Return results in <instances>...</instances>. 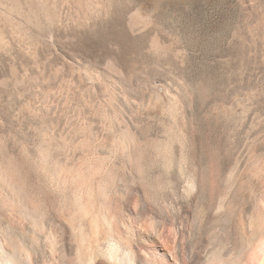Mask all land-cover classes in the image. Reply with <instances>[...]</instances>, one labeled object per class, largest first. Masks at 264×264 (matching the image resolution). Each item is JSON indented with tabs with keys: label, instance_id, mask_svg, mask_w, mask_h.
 Masks as SVG:
<instances>
[{
	"label": "rangeland",
	"instance_id": "374dc122",
	"mask_svg": "<svg viewBox=\"0 0 264 264\" xmlns=\"http://www.w3.org/2000/svg\"><path fill=\"white\" fill-rule=\"evenodd\" d=\"M106 209L264 264V0H0V233Z\"/></svg>",
	"mask_w": 264,
	"mask_h": 264
},
{
	"label": "bare ground",
	"instance_id": "6f19581e",
	"mask_svg": "<svg viewBox=\"0 0 264 264\" xmlns=\"http://www.w3.org/2000/svg\"><path fill=\"white\" fill-rule=\"evenodd\" d=\"M24 207L23 210L26 209L27 206ZM30 211L28 209L26 210V212ZM102 211H99V213L102 215V223L106 226L105 228H107L106 235L108 237L106 238L110 241L109 246H103L100 242L95 240L97 238L94 239L91 232H87L84 226L85 224L82 222L85 217V213L83 212L84 216L78 224L74 223V220L72 221V219L75 218L72 217V215L70 216L72 219L65 224H61L57 227H53L50 224L51 226H48L49 235L45 242L37 241L38 238L35 240V235L37 234L33 227L32 229L35 234L31 233L32 230L30 228V230H28L30 232L27 234L15 229L3 230L4 232L2 234L0 233L2 235L0 238V264H109V261L115 262V264L127 261L128 264H131L132 259H135L136 264L248 263L246 260L248 257L245 255V258L242 254V252H244L243 247L242 251H239L236 257L235 252L237 249L235 245L233 246V244H236L235 237H228L229 241H226L228 243L225 249L223 248V251L219 252L215 249L209 253L210 255L206 261H203V253H208V250L203 251L201 244L195 243L196 245L194 244V246L189 247L186 245L185 241H177L178 235L179 237L185 238L187 232V228L185 229L183 227L184 224L180 216L173 218V216L159 215L157 219H154L151 216L144 217L142 213H140V218L130 222H121L120 228L114 230L112 224L117 214H111L107 209L104 210V212ZM26 212H24L25 215ZM151 213L157 215L155 210H152ZM34 214L35 213L31 211L30 215ZM79 214H81V212ZM79 214H74L73 216L78 217ZM69 215L70 213L68 216ZM117 216L119 217V214ZM173 233L176 236L174 239ZM254 235H256V233L252 235V237H254L253 240L255 239ZM41 238L39 237V239ZM251 241L252 240H250V243H253ZM250 246H252V244ZM125 249H131L134 252V257L129 255ZM259 252L260 251L255 250L252 253L251 258L254 262H257L259 259ZM205 255L207 256V254Z\"/></svg>",
	"mask_w": 264,
	"mask_h": 264
},
{
	"label": "clouds",
	"instance_id": "9594fccd",
	"mask_svg": "<svg viewBox=\"0 0 264 264\" xmlns=\"http://www.w3.org/2000/svg\"><path fill=\"white\" fill-rule=\"evenodd\" d=\"M125 251L128 252L129 255L134 257V252L131 249H125ZM109 264H115V262L109 261ZM120 264H128V262L127 261H122V262H120ZM131 264H136L135 259L131 260Z\"/></svg>",
	"mask_w": 264,
	"mask_h": 264
}]
</instances>
